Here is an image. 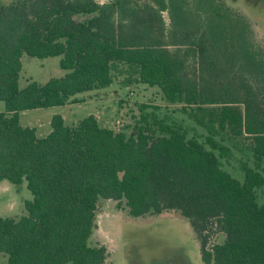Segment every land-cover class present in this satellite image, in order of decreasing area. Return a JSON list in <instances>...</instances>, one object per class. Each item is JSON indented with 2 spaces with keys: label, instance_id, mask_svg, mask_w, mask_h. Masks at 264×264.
<instances>
[{
  "label": "trees",
  "instance_id": "trees-1",
  "mask_svg": "<svg viewBox=\"0 0 264 264\" xmlns=\"http://www.w3.org/2000/svg\"><path fill=\"white\" fill-rule=\"evenodd\" d=\"M24 55L61 56L67 73L20 88ZM120 76L159 87L205 135L154 112L129 135L93 114L75 126L55 114L45 137L20 122ZM0 100V182L33 194L27 215L0 216V264H105L108 247L90 242L100 199L125 202L133 217L179 212L205 263L264 264V174L242 163L240 181L223 168L228 141L264 163V46L226 0L0 2Z\"/></svg>",
  "mask_w": 264,
  "mask_h": 264
},
{
  "label": "rangeland",
  "instance_id": "rangeland-1",
  "mask_svg": "<svg viewBox=\"0 0 264 264\" xmlns=\"http://www.w3.org/2000/svg\"><path fill=\"white\" fill-rule=\"evenodd\" d=\"M11 1L0 0L3 3ZM226 1L249 18L258 42L264 46V3L259 4L260 0H250L253 5L249 0ZM60 61L61 56L38 58L24 55L20 88L31 81L46 83L51 78L64 76L67 71L61 68ZM76 97L84 101L26 110L21 113L20 122L38 127V134H47L44 132L52 130L51 119L55 114L64 115L66 124L70 126L93 114L102 126L129 135L143 114L154 112L168 123L183 125L189 136H203L206 133L182 110L180 104L168 103L159 87L141 82L125 84L121 76L106 88L83 92ZM5 109V102L0 100V111ZM226 144L231 148L232 156L223 159V168L235 178L240 181L245 178L242 163L257 167L264 174V163L257 166L247 142L228 141ZM257 194L259 202L263 203L264 187L258 188ZM32 198L26 182L20 186L9 181L0 182V216L21 218L27 215L25 202ZM222 239L223 236L217 235L213 241ZM90 242L108 247L109 257L105 264H208L201 258L200 241L189 220L173 210L133 217L129 215L125 202L118 205L113 199H100L97 226ZM7 260L8 256L0 253V262L7 263Z\"/></svg>",
  "mask_w": 264,
  "mask_h": 264
},
{
  "label": "crops",
  "instance_id": "crops-1",
  "mask_svg": "<svg viewBox=\"0 0 264 264\" xmlns=\"http://www.w3.org/2000/svg\"><path fill=\"white\" fill-rule=\"evenodd\" d=\"M24 112V111H23ZM22 113V112H21ZM21 115L22 114H20V121H21ZM63 117H64V115H62ZM64 119H65V117H64ZM66 121V120H65ZM22 124V123H21ZM23 126H27V125H24V124H22ZM30 127H33V126H30ZM35 128H36V130H37V134L39 133V130H38V127H36L35 126ZM51 132V129H49V130H46V132H44V133H47V134H38V136L39 137H45L46 135H48L49 133Z\"/></svg>",
  "mask_w": 264,
  "mask_h": 264
}]
</instances>
